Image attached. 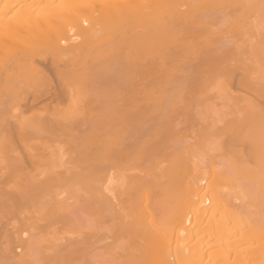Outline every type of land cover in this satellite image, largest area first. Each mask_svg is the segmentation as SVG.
Here are the masks:
<instances>
[{
    "label": "bare ground",
    "instance_id": "obj_1",
    "mask_svg": "<svg viewBox=\"0 0 264 264\" xmlns=\"http://www.w3.org/2000/svg\"><path fill=\"white\" fill-rule=\"evenodd\" d=\"M228 133L251 192L206 194ZM263 205L264 0H0V264H264Z\"/></svg>",
    "mask_w": 264,
    "mask_h": 264
},
{
    "label": "rangeland",
    "instance_id": "obj_2",
    "mask_svg": "<svg viewBox=\"0 0 264 264\" xmlns=\"http://www.w3.org/2000/svg\"><path fill=\"white\" fill-rule=\"evenodd\" d=\"M234 63V61H231V63ZM237 64V63H236ZM235 71H239V70H235ZM220 72H223L222 70L220 71ZM223 74V73H222ZM221 73H220V75H222ZM241 75V73H240V71L239 72H237V73H233V79L232 80H230L231 82H226L228 85H225L224 84V82L222 81V83H220V81H219V83L218 84H216V85H209V87H210V89L209 88H207L206 90H204V92L206 91V93H207V96H213L212 98H210V97H207V102L206 103H212L213 105H214V108L213 109H210L211 107H213L212 106V104L210 105L209 104V108L207 107V109H209V110H211L213 113H211V114H207L206 112V115H208L207 116V120H206V117H205V113L203 114V117H202V119H203V122H205V120L207 121V122H205V123H208L210 120H211V118H212V123H213V121L215 120V122L213 123V125L215 126V124H217V122L219 123V125L220 124H222V127L225 125V122L227 123V121H228V119H230V118H233L232 116H234L236 113V108H238L237 106H239V104L241 105V108H238L237 110V113H239V111H241L243 108V105H242V102L241 101H239L238 100V103L236 104V103H234V101L232 102V100H231V98L232 99H234L233 97H234V95H237V94H244V95H248V91L244 88V87H242V86H240V84H238L239 83V76ZM223 76H225V74L224 75H222L221 77H223ZM220 79V78H219ZM225 80V79H224ZM225 81H227V80H225ZM229 81V80H228ZM218 82V81H217ZM223 84V85H222ZM225 85V86H224ZM215 86V87H214ZM224 86V88H222V87ZM227 86V87H226ZM223 89H224V92H223ZM227 89V90H226ZM229 89L231 90V91H229ZM210 90V91H209ZM220 90H222V92L220 91ZM203 91V90H202ZM227 91H229V93H233L234 95H233V97L231 96V97H229L230 95L229 94H227ZM222 93H226V96H224L225 94H222ZM231 93V94H232ZM205 94V93H204ZM203 94V95H204ZM252 93H249V95H248V97L249 96H252L251 95ZM202 95V94H201ZM200 95V96H201ZM206 95V94H205ZM200 98H204L203 96H201ZM212 99V100H211ZM236 99V98H235ZM211 100V101H210ZM210 101V102H209ZM235 102H237V101H235ZM205 103V101L203 102V104H206ZM202 105V104H201ZM199 106L200 107V109L199 110H202V112L206 109L205 108V106H207V105H205L204 107H203V105L202 106ZM211 106V107H210ZM205 108V109H201V108ZM240 107V106H239ZM198 109H196V110H198ZM206 109V111L209 113L210 111L209 110H207ZM240 109V110H239ZM232 110H234L233 112H234V114L232 115V113L233 112H231ZM198 112V111H197ZM200 112V111H199ZM230 113H231V115L232 116H230L229 117V115H230ZM211 115H213V116H211ZM201 117V116H200ZM200 117H199V119H200ZM209 117V118H208ZM211 117V118H210ZM218 118V119H217ZM228 118V119H227ZM202 119L200 120L201 122H202ZM209 119V120H208ZM218 121H217V120ZM227 119V121H225ZM230 120H232V119H230ZM229 120V121H230ZM228 121V122H229ZM210 124H211V126H212V123H211V121L209 122ZM230 123V122H229ZM224 124V125H223ZM218 124H217V126H218V128L219 127H221V126H219ZM228 125V124H227ZM210 125L208 124L207 125V127H209ZM213 126V128L215 129L216 127H214ZM226 126V125H225ZM197 127H199V125L197 126ZM197 127H194V129H195V131H197V130H199L200 129V127L199 128H197ZM206 127V128H207ZM205 128V129H206ZM210 128V127H209ZM212 128V127H211ZM224 128V127H223ZM223 128H221L222 130H223ZM228 128H229V125H228ZM217 129V128H216ZM216 129H215V131H216ZM224 129H226V128H224ZM211 129H209V131H210ZM218 130V129H217ZM226 130H228L229 131V129H226ZM205 131V130H204ZM207 132H209L208 130H206ZM221 130L219 129V133H221L222 134V132H220ZM224 131V130H223ZM227 131V132H228ZM206 132V133H207ZM212 132H214L213 130H212ZM212 132L210 133V134H212ZM225 132V131H224ZM226 132V133H227ZM203 134V136L204 135H208V134ZM218 133V132H217ZM221 134H215V135H209L208 136V138H206V136L205 137H203V136H201V138H203V139H206L205 141H204V146L205 147H207V148H205V147H203V146H201L202 148L201 149H203L204 148V151L203 150H201L202 151V153H201V151H200V163L203 165L202 167H203V171H204V173H205V179L203 180V184H205V185H203V191L204 190H207L208 189V191H207V193H206V191H204V193H206V194H208V192H209V189L210 188H213V187H211L212 185H214L213 183H210L211 181L209 180V177H210V175H213V173H214V171H212V170H216L215 171V175H214V177L218 174V173H220L219 171H217V170H219L220 168H221V172H225L223 175L222 174H219V175H222V177H220V179H222L223 178V176H224V183H226L227 181H228V183L227 184H229L228 185V187H233L234 185H237V182L238 181H236V183H235V181H232V180H239V176H237V174H239V173H241L240 171H242V170H238L239 171V173H237L236 174V172L237 171H235V170H232L233 172H235L234 174H236L235 176L233 175V177H235V178H230V177H232L231 175L233 174L232 172V174H230V166L232 165L231 164V162L230 161H233V163H234V161L236 162V163H234L231 167H233V166H235V164H237L238 166H239V164L237 163V162H239V160L238 159H240V155L239 156H237V158H236V153L237 152H233L234 150H235V148L234 147H237V145L236 146H228V142H229V140L228 139H230V137H231V135L229 134V136L228 135H226L225 134V136L223 135L222 137H221ZM192 135H193V133H192ZM217 135V136H216ZM218 135H220V136H218ZM190 136H191V134H190ZM228 137V138H227ZM189 138V140H193V136H191V137H188ZM221 138V139H220ZM225 139V140H224ZM227 139V140H226ZM196 140V139H195ZM208 140V141H207ZM231 140V139H230ZM31 142H32V140H30ZM194 141V140H193ZM203 141V140H202ZM201 141V142H202ZM224 141H226V142H224ZM228 141V142H227ZM222 142H224V144L222 143ZM203 143V142H202ZM57 145V144H56ZM202 145V144H201ZM227 145V146H226ZM223 146H226V147H223ZM239 146V145H238ZM231 147H233V151H231ZM240 147V146H239ZM241 148V147H240ZM238 150V149H237ZM236 151V150H235ZM57 153V152H56ZM58 154V153H57ZM52 155H54V154H52ZM52 155H51V157L50 156H48L47 158H52V159H54V157L55 156H53L52 157ZM59 155V154H58ZM58 155H57V157H58ZM65 155V154H64ZM63 155V156H64ZM62 156V157H63ZM239 157V158H238ZM248 158H249V156H247ZM246 157V158H247ZM245 159V161H246V163L248 164V165H246V164H244L245 162H244V159ZM243 158H241L240 159V162L239 163H241V164H244L246 167L247 166H251L253 163H252V161L251 160H247L245 157H243ZM49 159H47V160H49ZM52 159L50 160L51 161V163H50V161H48L49 163H50V166H51V164L52 163H54L53 161L54 160H56V159H58V158H56V159H54L53 161H52ZM63 159H65V158H63ZM248 161V162H247ZM47 162V161H46ZM46 163V164H49V163ZM57 162V161H56ZM230 162V163H229ZM244 162V163H243ZM200 164V165H201ZM230 164V165H229ZM54 165V164H53ZM227 165H229V167L227 166ZM244 165H243V167H244ZM237 166V167H238ZM253 166V165H252ZM225 167H227L226 169L228 170H226L227 172H229V174H230V177L228 176L229 174L225 171ZM240 167H241V165H240ZM246 167H245V169H246ZM236 168V167H235ZM231 169H233V168H231ZM240 169V168H239ZM113 170V169H112ZM237 170V169H236ZM107 172L108 173V175L110 174V173H112L111 172V170H109L110 172H108V170L107 169H105L104 170V172ZM245 171V170H244ZM243 171V173L242 174H245L246 175V172H247V175H248V173H249V170H247L246 172H244ZM213 172V173H212ZM114 173V172H113ZM212 173V174H211ZM228 174V175H225V174ZM105 176L104 177H106V173L104 174ZM107 175V177H109ZM244 175V176H245ZM245 176V178H248L249 177V175L248 176ZM110 176H112L111 174H110ZM114 176V175H113ZM242 176V175H241ZM240 176V177H241ZM213 177V176H212ZM216 177H219L218 175L216 176ZM216 177L214 178V179H216ZM238 177V178H237ZM207 178H208V180H207ZM237 178V179H236ZM105 180H108L109 178H104ZM210 179H212V178H210ZM218 179V178H217ZM232 179V180H231ZM241 179V178H240ZM249 179V178H248ZM247 179V180H248ZM205 180H207V182L205 181ZM227 180V181H226ZM245 180V179H244ZM243 180V177H242V179L241 180H239V182H240V186H242L243 184L244 185H247V186H245V188H244V186H242V190H240V191H243V190H247L249 187H248V185L250 184L249 182H247V180H246V182ZM249 180H251V179H249ZM215 181L216 180H213V182L215 183ZM206 182V183H205ZM217 182V181H216ZM239 182H238V184H239ZM245 182V183H244ZM252 182V181H251ZM217 183H219V182H217ZM217 183H215V186H216V184ZM248 183V184H247ZM221 184H223V183H221ZM227 184H226V186H227ZM219 184H217V186H218ZM223 185H225V184H223ZM231 185V186H230ZM239 185H237V188H240L241 189V187L239 186ZM247 187V188H246ZM235 188H236V186H235ZM234 188V189H235ZM244 188V189H243ZM211 190V189H210ZM237 190V189H236ZM249 190V189H248ZM247 190V191H248ZM239 190H238V194L239 193H243V192H247V191H243V192H240ZM250 192H251V190H249ZM249 192V193H250ZM249 193H247V195L246 196H248V198H249V196H251ZM65 193H63L62 195H64ZM236 194H237V191H236ZM238 194L235 196H233V194H232V196H233V198H232V196H229V197H231V199L232 200H229V199H227L228 198V196L226 197V199H227V203H230L229 201H231L232 203H233V205H234V203L236 202V204L235 205H237L239 202H240V198L243 196V198H246V197H244V195H240L239 194V196H238ZM239 197V198H238ZM224 199V197L223 196H221V199ZM235 198V199H234ZM237 198V199H236ZM243 198H241V199H243ZM233 200H235L234 202H233ZM241 203H242V201H241ZM230 205H231V203H230ZM239 205V204H238ZM258 208V207H257ZM261 208H264V205L261 207ZM259 209V210H262V209ZM249 210H251L250 209V207H249ZM255 210H256V213H257V209L255 208ZM262 211H260L259 213H261ZM252 213V212H251ZM256 213H255V215H256ZM259 213H257V214H259ZM247 214V213H246ZM253 214V213H252ZM248 217L250 216V214H249V211H248ZM246 215V216H247ZM254 215V216H255ZM253 216V217H254ZM251 218H252V216H250ZM74 234H76V235H78V233H72L71 234V236H73ZM25 235H28V234H26V233H24L23 234V236H25ZM61 235V234H60ZM69 234H67V236H68ZM75 235V236H76ZM26 237V236H25ZM24 237V238H25ZM74 237V236H73ZM259 246H261V244L259 245ZM262 246H264V243H263V245ZM21 251H23V250H21V248H15L14 249V252L15 253H17V254H19V252L20 253H22ZM34 257V256H33ZM89 261V260H88ZM88 261H87V263L85 262V264H88ZM93 263V262H92ZM84 264V263H83ZM89 264H91V261L89 262ZM93 264H95V263H93ZM97 264V263H96Z\"/></svg>",
    "mask_w": 264,
    "mask_h": 264
}]
</instances>
